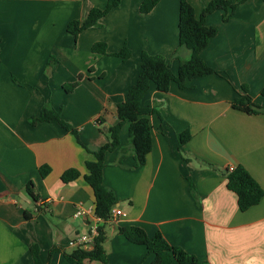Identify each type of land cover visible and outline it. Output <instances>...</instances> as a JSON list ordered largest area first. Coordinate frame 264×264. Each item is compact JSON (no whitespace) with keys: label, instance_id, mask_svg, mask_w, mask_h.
<instances>
[{"label":"crops","instance_id":"crops-1","mask_svg":"<svg viewBox=\"0 0 264 264\" xmlns=\"http://www.w3.org/2000/svg\"><path fill=\"white\" fill-rule=\"evenodd\" d=\"M107 1L0 0V264H33L32 244L39 245L42 262L57 247L50 264H75L64 254L74 251L69 242L75 236L89 230V223L74 218L76 207L95 203L85 181L86 162L95 156L59 124L33 127L30 118L49 103L86 147L98 151L119 121L117 105L138 79L141 54L164 56L175 74L191 56L180 46V0H161L147 15L140 13L143 0H122L100 27L75 41L67 30L70 22L86 20ZM211 1L189 0L198 18ZM223 17L224 11L206 17L218 35L201 54L218 73L188 82L185 90L175 83L168 93L152 86L146 96L144 104L158 112L150 117L153 149L146 164L135 168L129 154L120 165L118 150L107 154L104 185L123 212L104 226L109 264L153 261L144 246L119 233L125 226L142 228L149 237L161 233L170 245L209 264H264V198L242 212L227 187V170L243 166L264 189V114L232 106L249 96L264 108V2L250 0L229 21ZM98 42L106 43L109 53L126 46L132 57L124 62L95 54ZM80 75V85L66 92L64 86ZM186 131L192 138L180 147L178 135ZM120 142L130 148L128 124ZM43 166L51 169L45 178ZM69 169L81 177L64 183ZM31 182L38 201L27 191Z\"/></svg>","mask_w":264,"mask_h":264},{"label":"trees","instance_id":"trees-1","mask_svg":"<svg viewBox=\"0 0 264 264\" xmlns=\"http://www.w3.org/2000/svg\"><path fill=\"white\" fill-rule=\"evenodd\" d=\"M161 0H143L140 6V13L147 15L160 3ZM250 0H212L203 10L200 18L196 13L189 0H180V20H179V37L180 46L191 51L188 60L182 61L177 74H175L167 59L162 55H150L143 52L140 57L141 71L136 83L130 88L126 101L117 105L118 123L108 129V144L96 152H91L80 139L77 129L63 120L61 112L54 109L49 103L45 104L38 117L30 118L29 122L33 127L40 123H57L66 131L72 133L80 145L95 156V160L87 161L86 168L88 174L85 175V181L92 188L95 197L94 211L96 215L104 221L100 227V236L95 241L93 250L85 251L74 249L71 254L65 253L66 259L75 264H84L86 260L101 261L109 264L104 243L106 235L104 226L111 223L112 210L117 206L118 201L112 190L104 185V169L106 167V157L109 152L119 151L118 163L123 165L124 159L132 154L134 156L135 168H140L146 164L147 156L153 149L152 124L150 117L158 112L144 104L146 96L149 94L152 86L159 92L168 93L172 84H177L180 89H188V82L202 78L208 75L218 73L202 58V51L205 50L210 42L218 35L217 27L206 25V17L216 11H224L223 20L229 21L236 13L238 7ZM264 2V0H262ZM122 0H108L104 9L93 8L86 20H75L68 25V32L74 36L75 41L79 35L93 27H100L101 21L110 14L114 9L120 7ZM92 52L99 55H111L120 58L126 62L132 57V52L128 47H123L120 51L109 53L108 45L104 42H98L92 47ZM51 60L49 64H51ZM83 76L75 83L64 86L68 93L73 92L79 85ZM264 94V92H263ZM233 108L240 110L249 115L264 114V108L254 104L249 96L238 97L232 104ZM100 126L105 125L102 118L97 120ZM129 125V142L130 148H122L120 142V133L123 127ZM192 136L189 131L178 135L180 147L191 140ZM51 169L43 166L40 173L45 178ZM81 177V172L77 169H69L62 175L64 183H71ZM227 187L234 192L238 198V207L240 211L246 212L252 207L261 203L264 198V189L243 166L234 168L233 171L227 170ZM192 193L195 188L191 186ZM27 191L29 195L38 201L34 193V184L31 182ZM40 211L39 208L36 210ZM26 218L31 219L26 213ZM129 242L144 246L148 255H152L151 264H209L207 261H201L196 256L187 253L182 248L170 245L161 233H156L149 237L145 230L136 226H125L118 229ZM33 264H50L54 253L60 251V248L54 247L49 253L46 262L40 258V247L32 244L30 248Z\"/></svg>","mask_w":264,"mask_h":264},{"label":"built area","instance_id":"built-area-1","mask_svg":"<svg viewBox=\"0 0 264 264\" xmlns=\"http://www.w3.org/2000/svg\"><path fill=\"white\" fill-rule=\"evenodd\" d=\"M234 168H230L233 171ZM123 215V212L118 208L112 210L111 223H115ZM74 218L83 219L89 223V230L85 233L78 234L70 242L69 247L72 249H82L85 251H91L94 248L95 241L100 236V227L104 224V221L100 219L95 211L94 207H85L82 203L76 207Z\"/></svg>","mask_w":264,"mask_h":264},{"label":"water","instance_id":"water-1","mask_svg":"<svg viewBox=\"0 0 264 264\" xmlns=\"http://www.w3.org/2000/svg\"><path fill=\"white\" fill-rule=\"evenodd\" d=\"M104 130L107 132V128L105 127ZM90 150L96 151V148L94 147H89Z\"/></svg>","mask_w":264,"mask_h":264}]
</instances>
